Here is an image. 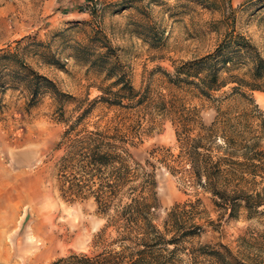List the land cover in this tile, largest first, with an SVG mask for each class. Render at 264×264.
<instances>
[{
	"label": "rangeland",
	"instance_id": "1",
	"mask_svg": "<svg viewBox=\"0 0 264 264\" xmlns=\"http://www.w3.org/2000/svg\"><path fill=\"white\" fill-rule=\"evenodd\" d=\"M240 36L252 46L242 56ZM220 48L233 61H217L203 94L212 68L199 62ZM257 53L264 0H0V264H133L142 249L144 264H264ZM217 116L233 118L231 160L244 164L213 190L186 146ZM100 134L139 166L110 211L64 182L84 177L79 140ZM221 139L205 142L215 156ZM147 172L159 197L153 232L125 209ZM148 233L163 239L143 245Z\"/></svg>",
	"mask_w": 264,
	"mask_h": 264
},
{
	"label": "trees",
	"instance_id": "2",
	"mask_svg": "<svg viewBox=\"0 0 264 264\" xmlns=\"http://www.w3.org/2000/svg\"><path fill=\"white\" fill-rule=\"evenodd\" d=\"M241 39L242 42L240 41ZM243 39L245 38L242 36L239 37V46L235 48L236 54L240 56L243 55L242 49L245 48L250 52L252 47L250 42ZM251 57L254 61L251 69L253 75L258 78L264 76V57L260 53L253 54ZM214 58L217 59L213 61ZM219 60H222L226 66L233 61V56L223 52L220 48L217 53L211 54L199 62V64L211 65L210 68H212L204 77H201V82L204 84L196 86L201 90V93H208L209 89L213 88L219 80V71H217V61L219 62ZM250 85L253 88L261 87L257 83ZM238 88L235 87L231 95L236 94ZM232 119V117H229V119L222 121L220 116H217L211 125L203 127V130H206L205 133L202 132L197 137L188 139L189 145L186 146V152L192 163V168L198 177L203 178V176H206L208 178L207 184L212 188L216 187L215 178H235L236 176H241V172H243L244 163L231 160V156L234 157L238 153L237 149L232 150L234 149L232 144H236V140L230 136L231 132L229 133L233 129L231 128ZM222 123L225 125L220 126L219 124L222 125ZM221 132L222 134H219ZM217 135L219 139H223H221L222 142L218 145V149L223 150V152L215 156L213 152L216 148L212 144L208 146L205 142L209 141L208 143H214L215 141L211 139ZM100 136L102 137L98 138L93 135H88L79 140L84 149L87 150L84 158L79 162L80 170L83 172L84 177L66 178L64 182L68 185L67 189L73 191L76 197L93 195L100 209L110 211L115 208V204L119 200H122L121 194L139 176V174H133L132 172V169H137L139 166L135 167L130 163L133 157L131 152L128 150H117V146H113L110 141L106 140L107 136L105 134H100ZM243 146L246 148L249 144H244ZM108 171H111L112 177L106 176L109 173ZM144 176L142 182L130 187V190L136 193V195L132 196V202L125 209L127 213L130 212L129 216H127L130 222L136 221L139 224L142 223L141 226L146 228L147 232H153L158 230L157 225L153 222L154 211L159 207L157 181L154 175L148 172L146 173V178ZM125 229H128V227L125 226ZM125 237L128 236L126 235ZM173 238L169 241H173ZM162 239L158 237L152 238L148 233V235L146 234L141 237L140 241L143 245H152L151 243L156 244ZM146 253L147 251L142 249L139 258L133 264H144L147 256ZM120 254H125L127 257L126 247H124Z\"/></svg>",
	"mask_w": 264,
	"mask_h": 264
}]
</instances>
